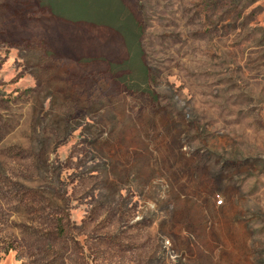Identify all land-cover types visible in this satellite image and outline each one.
I'll return each instance as SVG.
<instances>
[{
	"label": "rangeland",
	"instance_id": "obj_1",
	"mask_svg": "<svg viewBox=\"0 0 264 264\" xmlns=\"http://www.w3.org/2000/svg\"><path fill=\"white\" fill-rule=\"evenodd\" d=\"M120 1L146 75L51 12L92 0H0V264H264V0Z\"/></svg>",
	"mask_w": 264,
	"mask_h": 264
},
{
	"label": "trees",
	"instance_id": "obj_2",
	"mask_svg": "<svg viewBox=\"0 0 264 264\" xmlns=\"http://www.w3.org/2000/svg\"><path fill=\"white\" fill-rule=\"evenodd\" d=\"M41 1V0H40ZM100 5L101 11L97 14L64 15L51 11L53 14L66 17L73 21H86L94 24L104 25L119 32L124 40L128 52L127 65L133 72L146 75V64L143 60L141 46V25L132 17L131 13L125 15V7L120 0H92V5ZM50 9V8H49Z\"/></svg>",
	"mask_w": 264,
	"mask_h": 264
},
{
	"label": "built area",
	"instance_id": "obj_3",
	"mask_svg": "<svg viewBox=\"0 0 264 264\" xmlns=\"http://www.w3.org/2000/svg\"><path fill=\"white\" fill-rule=\"evenodd\" d=\"M216 198H217V203L220 204L222 202V200L219 198L218 195L216 196Z\"/></svg>",
	"mask_w": 264,
	"mask_h": 264
}]
</instances>
